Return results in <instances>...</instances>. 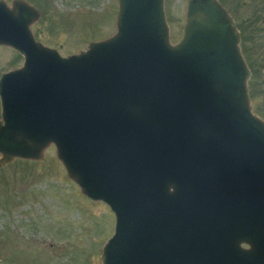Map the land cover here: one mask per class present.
Listing matches in <instances>:
<instances>
[{
  "label": "water",
  "instance_id": "water-1",
  "mask_svg": "<svg viewBox=\"0 0 264 264\" xmlns=\"http://www.w3.org/2000/svg\"><path fill=\"white\" fill-rule=\"evenodd\" d=\"M117 3L115 33L64 57L34 38L38 10L0 0L23 57L0 74V164L54 145L114 215L102 264H264V121L232 17L186 0L171 43L164 0Z\"/></svg>",
  "mask_w": 264,
  "mask_h": 264
},
{
  "label": "rangeland",
  "instance_id": "rangeland-1",
  "mask_svg": "<svg viewBox=\"0 0 264 264\" xmlns=\"http://www.w3.org/2000/svg\"><path fill=\"white\" fill-rule=\"evenodd\" d=\"M4 1L11 6L13 0ZM24 1L40 14L30 25L34 38L64 57L116 31L117 0ZM218 1L239 31L251 110L264 121V0ZM185 11L186 0H164L171 43L182 36ZM22 63L19 52L0 45V74ZM113 229L109 207L82 194L54 145L39 159L0 164V264H102Z\"/></svg>",
  "mask_w": 264,
  "mask_h": 264
}]
</instances>
